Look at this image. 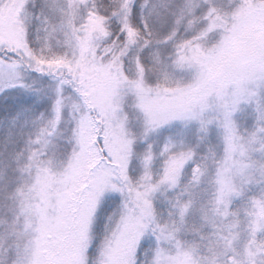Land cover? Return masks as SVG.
<instances>
[{
  "label": "snow or ice",
  "instance_id": "6c2138e0",
  "mask_svg": "<svg viewBox=\"0 0 264 264\" xmlns=\"http://www.w3.org/2000/svg\"><path fill=\"white\" fill-rule=\"evenodd\" d=\"M0 264H264V0H0Z\"/></svg>",
  "mask_w": 264,
  "mask_h": 264
}]
</instances>
